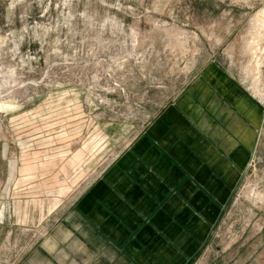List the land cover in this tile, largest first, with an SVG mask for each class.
Returning a JSON list of instances; mask_svg holds the SVG:
<instances>
[{
    "label": "rangeland",
    "instance_id": "rangeland-1",
    "mask_svg": "<svg viewBox=\"0 0 264 264\" xmlns=\"http://www.w3.org/2000/svg\"><path fill=\"white\" fill-rule=\"evenodd\" d=\"M210 64L264 104V0H0V264ZM193 264H264V120Z\"/></svg>",
    "mask_w": 264,
    "mask_h": 264
},
{
    "label": "crops",
    "instance_id": "crops-1",
    "mask_svg": "<svg viewBox=\"0 0 264 264\" xmlns=\"http://www.w3.org/2000/svg\"><path fill=\"white\" fill-rule=\"evenodd\" d=\"M263 120V102L208 65L19 264H193L242 182Z\"/></svg>",
    "mask_w": 264,
    "mask_h": 264
},
{
    "label": "bare ground",
    "instance_id": "bare-ground-1",
    "mask_svg": "<svg viewBox=\"0 0 264 264\" xmlns=\"http://www.w3.org/2000/svg\"><path fill=\"white\" fill-rule=\"evenodd\" d=\"M263 12V11H262Z\"/></svg>",
    "mask_w": 264,
    "mask_h": 264
}]
</instances>
